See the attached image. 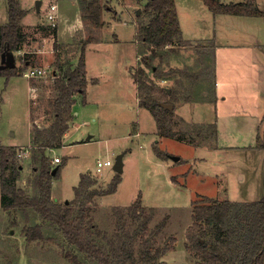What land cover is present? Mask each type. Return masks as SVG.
Returning a JSON list of instances; mask_svg holds the SVG:
<instances>
[{"label":"rangeland","instance_id":"rangeland-1","mask_svg":"<svg viewBox=\"0 0 264 264\" xmlns=\"http://www.w3.org/2000/svg\"><path fill=\"white\" fill-rule=\"evenodd\" d=\"M17 1L20 8L28 11L22 20L25 40L21 49L11 54L14 65L21 69V74L9 78L0 75V146L27 145L30 110L32 114L35 105L39 114L52 111L50 102L55 90L51 79L53 72L57 69L56 64L65 66L60 71L62 76L64 70L70 68L69 61L72 60L74 65L77 64L84 44L90 102L82 104L84 101L81 97L76 98L75 109L78 113L74 115L70 127L72 126L73 130L77 129L74 130L75 135L69 138L84 140L88 135L93 137L88 142L73 144L50 152L51 155L56 154L61 160L56 163L60 165L59 175L53 177L51 181L52 196L59 200L74 197V186L77 185L81 173H87V170H89L90 178L94 180L91 188L98 190L105 188L115 172L112 165L105 166L102 171L97 172L96 162L98 159L106 158L114 162L115 156L124 152L121 181L116 190L94 198L95 206L90 211V215L97 227L95 230L99 231L98 234L94 231V239L105 246L109 245L110 240L115 241V209L129 205L140 193L143 205L153 208V216L149 223L151 228L160 223L164 217L168 220L156 236L159 244L168 241L169 236L176 238L174 249L162 255L163 264H192L195 259L185 248V230L192 222L191 201L196 198V194L230 201L261 198L264 196V158L259 156L255 158L254 152L241 148H231L223 151V155H218L215 149L206 151L197 148L195 150V145L178 138L165 136L160 139L155 138L154 118L147 109L137 105L136 87L132 79V71L137 67L140 52L145 48L143 43L138 44L135 39V23L142 17L138 19L135 14L138 13V9L144 8L143 5L147 0H100L104 6L103 13L109 12L104 14V20L111 14L121 17V20L108 18L106 21L109 23L104 22L106 24L99 28L89 20H82L77 0H38L39 9L36 7L37 0ZM175 1L183 37L194 35L199 39L208 33L211 36L214 34V13L202 0ZM219 1L226 3L244 0ZM51 3L57 4L56 26L50 25L46 20V12ZM255 4L258 8L264 9V0H255ZM144 17L143 20H147L148 16ZM7 18L6 0H0V25L5 23ZM246 18L251 19L252 31L237 32L236 39L247 38L252 42L254 37L264 39V17ZM55 29H58V36L55 35ZM229 33L228 30L221 31V34L225 36ZM98 37L101 38L100 42L88 44ZM226 37L220 38L221 43L228 42ZM87 40L90 41L86 43ZM199 44L192 47H175L177 45L175 43L174 47H169L170 50L171 48L175 50L170 55V65L188 67L190 71L198 72L203 77V80L195 83L183 78L185 88L192 90L190 94L193 98L204 97L210 84L214 89L217 78L215 64L211 73L207 74L206 69L210 70L211 64L210 55L205 54L201 60L195 50L199 49ZM225 55L221 49L219 58L222 60ZM213 58L215 59L214 56ZM32 68L44 69V72L41 76L25 77L23 72ZM90 78L97 82L91 83ZM158 82L161 85H172L174 78ZM178 89L181 96L187 93L182 87L178 86ZM178 102L182 100H174V104ZM199 108L196 111L191 108L189 111L187 107L186 110L181 108V112L185 119L195 117L194 115L205 117L209 121L213 119L215 112L212 108L211 110ZM232 122L236 123L235 120ZM222 123L221 120L219 126L221 137L218 139L221 141L220 145L242 147L252 142L249 141L251 136L248 137L246 134L245 137L238 136L245 131L244 129L236 131L234 128H225ZM76 131L79 132L78 135ZM135 132H138V135H135ZM146 132L152 133V136H146ZM154 143L170 157L180 156L179 161L172 164L173 160L170 157L158 158L152 149ZM202 145L199 147L211 148L214 142L209 140ZM33 149L32 147L29 157H18L16 152L13 157L16 164L21 165L17 186L22 187L28 194L34 193L31 184L35 175V163L31 157ZM194 156L206 158L209 166L212 160L216 161L218 165L216 169H227L230 185H226L227 183L220 175L212 178L213 171L206 176L211 170L207 171L201 166H195L192 162ZM194 166L198 172H193ZM240 174L249 175L246 184L242 186L238 183ZM172 175H176L179 183H184V186L174 184L171 181ZM28 213L26 218L20 211H7L0 207V264H94L83 253L68 245L64 237L49 227L46 222L43 223L42 231L49 239L27 241L23 234V227L42 222L34 212ZM125 217L127 227L132 226L127 214ZM138 246L137 241L136 245L134 244L136 254Z\"/></svg>","mask_w":264,"mask_h":264},{"label":"trees","instance_id":"trees-1","mask_svg":"<svg viewBox=\"0 0 264 264\" xmlns=\"http://www.w3.org/2000/svg\"><path fill=\"white\" fill-rule=\"evenodd\" d=\"M214 13H230L235 15L262 16L255 0L222 3L219 0H202ZM82 20H89L96 27L104 24L102 13L104 6L100 0H77ZM7 21L0 25V59L20 50L25 40L21 19L27 11L19 7L17 0H6ZM143 9L137 14V41L143 43L137 67L132 71L136 84L138 105L152 114L157 134L184 140L191 145H202L207 141L215 142L217 137L216 123L186 122L175 113V99L182 102L211 101L215 99L214 89L210 84L204 97L193 98L192 90L185 88L183 78L190 82L203 80L201 74L190 71L188 67L170 65V55L175 52L177 42L189 45L182 40L180 24L174 0H147ZM148 16L147 20H143ZM90 41L87 40L86 43ZM213 39L206 45L199 44L195 49L203 60L205 54L210 55V74L215 59L213 58ZM141 50V49H140ZM85 45L81 47L79 59L73 68L65 69L62 76H54V97L52 106L53 122L49 127L38 129L33 125L32 159L35 163V175L31 180L33 194H28L17 186L21 165L14 160L12 148L0 146V207L7 211H20L27 218L30 211L37 214L42 222L25 225L23 234L27 241L49 239L42 231L43 223H47L54 231L59 232L68 245L94 264H163L162 255L174 249L176 238L169 236L168 241L159 244L156 236L165 227L168 220L162 218L153 228L149 226L153 216V208L143 205L141 194L125 207H117L115 241L109 245L97 243L94 239L96 225L90 211L95 206V196L113 193L121 180L120 173L115 172L107 186L94 189V180L88 173L80 175L78 184L74 186V197L69 201L55 202L51 197V181L57 177L60 165H54L45 153L46 148L59 145L62 134L68 128L72 118V106L75 96L80 94L84 100L87 87L84 62ZM203 57V58H202ZM205 60V59H204ZM21 74L15 65L0 68V75L14 76ZM174 78L172 85H161L159 80ZM211 81V78H210ZM92 82H96L92 79ZM182 87L184 96L180 95ZM191 92V94H190ZM181 96V97H180ZM161 103H172L171 110ZM254 147L264 151V131L257 135ZM158 158L170 157L154 143L152 146ZM37 163V165H36ZM55 168V172L52 170ZM173 179V178H172ZM192 202L191 224L185 230V248L194 257L192 264H264V196L257 200L237 201L219 200L196 194ZM126 214L131 220L127 227ZM202 239V241H201ZM138 241L137 254L134 244Z\"/></svg>","mask_w":264,"mask_h":264},{"label":"crops","instance_id":"crops-1","mask_svg":"<svg viewBox=\"0 0 264 264\" xmlns=\"http://www.w3.org/2000/svg\"><path fill=\"white\" fill-rule=\"evenodd\" d=\"M174 2H176V1L174 0ZM51 4H53V3H51ZM54 4H56V3H54ZM259 9L262 10L263 8L262 9L259 8ZM55 11H56V13H58L57 12V4H56ZM137 12L139 13V9ZM105 13H109V12L105 11L104 13H102V18L104 17ZM138 13H136L135 15L137 16ZM177 14H178V9H177ZM57 16H58V14H57ZM111 17L114 20H121V17H119L117 15H112V14H111V16H108V17L106 16L105 20L103 18V20L106 23H109L106 20L108 18H111ZM246 17H251V15H244L243 16V15H235V14H230V13H226V14L214 13L213 18H214V23H215L214 24L215 29H214V34L212 36L208 33L204 37H201L198 39V38H195L197 36H194V35H191L188 37H183V35H181L182 40L188 41V42H190V44L185 45V44L177 42V45H175V47H177V46L178 47H189V46L192 47L193 45H196L198 43L206 45L207 42H209V39H213V41H214L213 53H214V57H215V61H214L215 68L214 69H215L217 78L215 79V82H214V85H215V87H214L215 99L214 100L211 99V101H200L198 99H193V101H189V102H178V103H175V111L179 114V116L183 117L184 119H185V117H184L183 112H181V108H183V110H186V107H187V108H189V111H190V108L194 109L195 111L197 109H200L199 107L204 108V109L210 108V110L212 108L213 112H215V115L213 116V119H211V121H209L205 117H202V116L199 117L198 115H194L195 117H192L190 119H185V121L189 122V123H193V122L211 123L213 121L216 123L217 137H216V141L214 142V146H212L210 148L208 146L199 147L198 145H195L194 146L195 150L197 148H202L206 151H210V150L215 149L218 151V155H223L224 154L223 151L230 150L231 148H236V149L241 148L244 150H249V151L251 150L252 152H254L253 155H255V158H256V156L257 157L259 156V158L261 157L263 159L264 158V151L254 147V144L256 142L257 135L262 134L264 131V51H263L264 39H262L261 37H259V38L254 37L253 42L247 38H245V40L242 39L241 37H238V39H236L237 32H243L246 30V31H248V33H250L252 31V24L250 22L251 19L246 18ZM254 17L262 18V17H264V15L254 16ZM23 18L21 19V22H20L21 26L23 25L22 24ZM105 24H103V25H105ZM78 26H80V25H78ZM135 27H136V23H135ZM97 28H99V27H97ZM135 30H136V28H135ZM227 30L230 32L229 34H227V35H231L230 37H226L227 35L225 36V35L221 34V31H227ZM55 35L58 36V29L57 30L55 29ZM135 35H136V31H135ZM199 36H202V35H199ZM224 37H226L228 42H222L221 43L220 38L222 39ZM100 39L101 38L98 37L95 40H93L92 42H89L88 44L98 43L101 41ZM114 39L115 40L117 39L116 35L114 36ZM136 42L138 44H141L137 40H136ZM223 43H225V44H223ZM221 49H223V53H225L226 55L229 54L227 56L225 55L222 58V60L219 58V52L221 51ZM69 64H70V66H69L70 68H73L75 66L72 63V60L69 61ZM56 66H57V69H55V71L53 72L52 78H54V76H60L61 75L60 74L61 68L62 67L65 68V66L60 65V64L59 65L56 64ZM176 67H180V66L176 65ZM86 78H87V72H86ZM51 80H53V79H51ZM161 81H167V80L161 79ZM96 82H97V80H96ZM96 82H94V83H96ZM133 82H134V80H133ZM88 83L89 82H87L84 100L80 94H77L75 96V103L72 106V118L68 122V128L62 134L60 144L55 145V146L50 147V148L48 147L45 150V153L52 159V161H53V158L56 157V154H54V155L50 154V152L52 150L59 149V148H66L68 146H71V145L77 144V143L88 142L93 137L92 135H88L84 140H81V139L80 140H72L69 138V137H71V135H72V137L75 135L74 130L77 129V128H75L73 130L72 126L70 127V125H72L71 122H73L74 115H77V113H78V110L75 109L76 108L75 106L77 103L76 98L81 97L82 101H84V102H82V104H86V103L90 102L88 100ZM91 83H93L92 79H91ZM134 84H135V82H134ZM135 87H136V84H135ZM53 94H54V92H53ZM136 96H137V90H136ZM136 100H137V105H138V98H136ZM53 119L54 118L52 116V112H50V113L48 112L47 114H44V113L39 114V113H37V109L35 108V105H34V110H33L32 114H31V110H30V121H29L27 145L26 146H19V147H8V148H13V150H15V152L18 151L19 149H26V148L32 149V147H34V145L31 142L32 133H33V131H32L33 125H36V127L38 129L47 128L53 122ZM221 120L223 122L222 125L225 128H231V129L234 128L236 131H240V130L244 129L245 131L243 133H239L238 136L245 137V134L248 135V137L251 136V139L249 141H252V142L247 144V145H244L242 147L241 146H232V145H230V146L220 145L219 142H221V141H219L218 139H220L219 137H221V130L219 128ZM233 120H235L236 123L233 124V122H232ZM154 131L155 132H153V135H155V138L156 137L158 139L162 138L159 134H157L156 126H155ZM76 134L78 135L79 132L76 131ZM134 134L138 135V132H135ZM146 136L150 137V136H152V133L146 132ZM253 136L255 137L254 140H253ZM201 146H203V145H201ZM31 149H30V153H31ZM29 156H30V154L25 156V157H29ZM219 158H220V156H219ZM179 159H180V156L178 158V161H179ZM122 160L124 161V152H122ZM181 160H182V158H181ZM178 161H175V162L173 161L172 164H176ZM192 162L197 167L201 166L203 170L204 169L207 171L211 170L208 174H206V176L207 175L209 176L211 174V172L213 171L214 174H212V176H211L212 178L214 176L216 177V176L220 175L224 179V182L227 183L226 185H230L229 180H228V178L230 177L229 172H227V169H225V170L216 169L218 166L216 164L217 163L216 161L212 160L210 162L212 164H211V166H209L206 158L194 156V158L192 159ZM53 164L56 165V163H53ZM195 166L193 168L195 170V171H193L194 173L198 172L197 168ZM88 172H89V170H87V173ZM81 174H84V173H81ZM254 175L256 176V171L254 172ZM248 177H249V175L246 176V174H240L238 183H240L241 186L245 185ZM79 179H80V177H79ZM260 179H261V175H260ZM171 181L176 185L180 184L179 181L177 180L176 175L171 176ZM183 184H180V185L184 186ZM259 187L260 186H258V188ZM227 189H228V186H227ZM51 197L55 202L69 201V199L73 198V197H70L69 199L65 198L63 200H59L57 197H55V196L53 197L52 193H51Z\"/></svg>","mask_w":264,"mask_h":264},{"label":"built area","instance_id":"built-area-1","mask_svg":"<svg viewBox=\"0 0 264 264\" xmlns=\"http://www.w3.org/2000/svg\"><path fill=\"white\" fill-rule=\"evenodd\" d=\"M55 8H56V4H50L49 5V8L46 12V20L47 22L52 25V26H56L57 24V19H58V16H57V13L55 11ZM44 72V69H40V68H32L30 69L29 71H25L23 72V75L26 76V77H33V76H41L42 73ZM30 154V149L26 148V149H19L18 151H16V155L18 157H25L27 155ZM53 163H58L60 162V158L58 156L54 157L53 158ZM113 166V162L110 160V159H105V160H98L96 162V171L97 172H100L102 171L103 167L105 166Z\"/></svg>","mask_w":264,"mask_h":264},{"label":"water","instance_id":"water-1","mask_svg":"<svg viewBox=\"0 0 264 264\" xmlns=\"http://www.w3.org/2000/svg\"><path fill=\"white\" fill-rule=\"evenodd\" d=\"M36 7H37V9H39V1L38 0L36 1ZM11 54L12 53H9L7 55H4V54L2 55L1 60H0V68H9V67H13L14 66L15 63H14L13 56ZM161 105L164 108H167L169 110H171L173 108V106H174L172 103H161ZM178 158H179L178 155L171 156V159L174 162L177 161ZM112 168L117 173H121L122 172V169H123L122 153H119V154H117L115 156ZM54 172H55V168L52 170V173H54ZM201 241H202V239H201Z\"/></svg>","mask_w":264,"mask_h":264}]
</instances>
